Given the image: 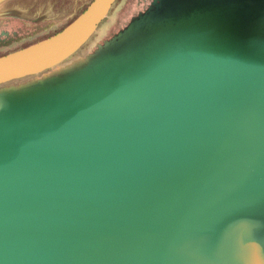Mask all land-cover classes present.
Segmentation results:
<instances>
[{"label":"water","instance_id":"1","mask_svg":"<svg viewBox=\"0 0 264 264\" xmlns=\"http://www.w3.org/2000/svg\"><path fill=\"white\" fill-rule=\"evenodd\" d=\"M116 1L93 0L58 34L0 57V86L53 70L0 92V195H9L0 204V264H225L226 251L232 264L257 256L264 263V211L248 232L238 223L251 204L241 198L245 175L264 184V0H205L146 14L86 54L85 64L124 55L148 33H178L174 41L183 43L159 60L134 61L132 70L115 68L104 78L110 84L80 99L58 92L55 107L33 103L30 95L62 77L59 66ZM145 19L161 24L144 28ZM178 69L196 80L155 119L140 116L150 122L146 134L126 127L127 142H106L69 129V121L105 122L143 81ZM163 115L165 125H152ZM110 159L114 168L101 169ZM254 196L264 205V192Z\"/></svg>","mask_w":264,"mask_h":264},{"label":"bare ground","instance_id":"2","mask_svg":"<svg viewBox=\"0 0 264 264\" xmlns=\"http://www.w3.org/2000/svg\"><path fill=\"white\" fill-rule=\"evenodd\" d=\"M177 34L178 33H166L154 36L153 34L148 33L145 37L139 35L136 37V40L132 42L128 53H125L124 55L115 56L105 54L96 62L92 63V65H86L85 62L81 60L69 68L62 69L66 71L71 67L77 66V71L73 70L71 71V74L65 75L62 79L55 78L47 84L38 86L39 88H37L30 95V97H33L32 102L38 105H52L55 107L57 104L55 97L58 92H64L66 97L74 99H80L85 95L87 96L91 94L92 91L98 90L96 89L98 86L110 84L109 82L111 79L104 78H107L111 75V73H114L113 70L115 68L126 67L127 70H132L135 65L133 68H130V66H132L134 61H137V63L139 62V64H145V60L148 61L150 59H158L161 55L167 52V50L176 48L178 45L183 43L180 40L174 41V39H180L176 38ZM178 70V72H168L167 70L160 71L156 76L163 75L161 77H156L155 79L157 80L153 83L143 81L129 95L131 104H129L128 107L126 106L123 110H118L115 113V116L110 117V119H107L105 122H96L93 125H89L84 121H69V129H81L84 130V132L93 133L100 137L102 141L105 139L106 142L110 138L127 142L126 135L128 134L129 129H135L138 135L139 133L146 134L147 132H143L141 129H143V127L147 128V125H149L150 122L144 123L145 119H142L141 121L140 116L147 115L145 113H153L151 114L150 119H155L158 115H160L158 112L165 111L171 106L170 100L174 96L180 92L182 93L184 91L183 89H185L189 82L192 83L196 80L186 79V73L182 72V69ZM176 76H181L183 79H176ZM14 105L15 104H12V106ZM131 108H133L132 111H130ZM166 119H169V117H164L163 115L160 119H158V123L152 125H165L163 122ZM134 121H136L134 125H129L128 122ZM260 128H263L261 135L262 140L264 141V122L258 129ZM120 129L122 130L120 131ZM113 166H115L114 160L110 159L109 162H106V160L101 162L100 168L103 170L109 169V171H111L114 168ZM245 179L248 183V187L245 188L246 192L241 198L245 201H251V204L246 206L242 214L244 219L239 220L238 223L243 225L248 232L251 226L250 224H252L255 218L261 216V213L264 211V205H259L254 196L255 191L264 192V184L259 182L258 179L251 173H247L245 175ZM11 181L12 180H9L8 182ZM90 189L87 190L90 192ZM6 196L9 195H0V204ZM12 204H16L17 206L21 205L17 202H11V205ZM229 214L228 210L220 213L222 216L221 220L224 223H228L227 216ZM236 234L240 236L238 233ZM217 256H219L218 252H216V257ZM224 256L225 259L229 260L228 262L225 261V264H232L234 262V259L230 258L228 251L225 252ZM260 259V256H257L255 260L249 258V262L251 261L253 264H264L263 260L261 261Z\"/></svg>","mask_w":264,"mask_h":264},{"label":"rangeland","instance_id":"3","mask_svg":"<svg viewBox=\"0 0 264 264\" xmlns=\"http://www.w3.org/2000/svg\"><path fill=\"white\" fill-rule=\"evenodd\" d=\"M42 1L45 2V0ZM56 1H58V6L56 8L51 9L44 7L43 9H38L37 12L27 10L25 11L24 9H22L23 11L21 10L22 12L21 14H19V17H15L11 20L6 21L3 20L4 22H6L5 26L3 27L5 28L4 30L11 32L10 38H12L13 32H16L18 34L14 35L15 37L13 40H11L10 43L0 47V55L12 50L20 49L23 46H26V44H29L30 41L43 39L44 37L51 35L55 31H59L68 23H70L78 14H80L92 0ZM124 1L127 2L128 0H117L109 16L99 26L97 33L94 34L90 38V40L72 56L74 58L69 63H67L65 66H59V69L63 71L62 77H60V79L64 78L67 74H71V71L73 70L77 71L78 67H71L66 71L62 69L69 68L70 66L78 63L81 60L84 61L83 58H85L86 54H95L99 50V45L104 46L106 42L113 40L114 37L120 31L126 28L129 22H131L132 16L140 8L137 6V0H129L130 3L127 5L125 4V6L123 5ZM30 2L31 0L16 1L9 4V6L17 5L19 7H23V5H27ZM5 6L7 7L8 3ZM140 24L144 28H150L152 25L161 24V21L160 19H145L144 21L140 22ZM52 71L53 70H48L35 77H28L2 85L0 86V92L10 86L30 85L36 80L42 79L46 76H50Z\"/></svg>","mask_w":264,"mask_h":264},{"label":"flooded vegetation","instance_id":"4","mask_svg":"<svg viewBox=\"0 0 264 264\" xmlns=\"http://www.w3.org/2000/svg\"><path fill=\"white\" fill-rule=\"evenodd\" d=\"M16 1H23V0H8V1L0 4V47L10 43L11 40L14 39V37H15L14 35L18 34L16 32H13L12 33L13 36H12V38H10L11 32L4 30L5 28H3V27L5 26L6 22H4L3 20L6 21V20H11L15 17H19L20 16L19 14H21V12L23 11L22 9H24L25 11L27 10V11H36L37 12L38 9L40 10V8L43 9L44 7L45 8L47 7V8L52 9V8H56L58 6V4H57L58 1H56V0H45V2L42 0H31V2L29 4L23 5V7L22 6L19 7L17 5H14V6L10 5L9 6V4H11L12 2H16ZM7 3H8V6L6 7L5 5H7ZM35 20H37V19H35ZM54 33H56V31ZM54 33H52L49 36H52ZM49 36H47V37H49ZM47 37H44L43 39H46ZM43 39H36L34 41H30L29 44H26V46H23L20 49L26 48L27 46L34 44V43H37ZM20 49H17V50H20ZM17 50H12V51L6 52L4 54H1L0 57L5 56V55H7L11 52L17 51Z\"/></svg>","mask_w":264,"mask_h":264},{"label":"crops","instance_id":"5","mask_svg":"<svg viewBox=\"0 0 264 264\" xmlns=\"http://www.w3.org/2000/svg\"><path fill=\"white\" fill-rule=\"evenodd\" d=\"M202 1H205V0H137V2H136L137 6L140 9L136 13H134V15L131 18V22H129V24L126 26V28L133 21H135L137 19H140L142 16H144L146 14H149V13H152V12H162L163 10H166V9L174 7V6L188 5V4H191V3H194V2H202ZM129 3H130L129 0L127 2L124 1L123 5L125 6V4L127 5ZM0 4H2V3H0ZM114 5H113V7H114ZM113 7H112V9H113ZM112 9H111V11H112ZM110 12H109V14H110ZM109 14H108V16H109ZM126 28H124V29H126Z\"/></svg>","mask_w":264,"mask_h":264},{"label":"trees","instance_id":"6","mask_svg":"<svg viewBox=\"0 0 264 264\" xmlns=\"http://www.w3.org/2000/svg\"><path fill=\"white\" fill-rule=\"evenodd\" d=\"M93 2V0L87 5V7L91 4ZM87 7L86 8H84V10L80 13V14H78L70 23H68L67 24V26L69 25V24H71L79 15H81L86 9H87ZM67 26H65V27H67ZM64 27V28H65ZM64 28H62L61 30H59L58 32H56V33H54L52 36H54V35H56V34H58L59 32H61ZM51 36H49V37H47V38H50ZM46 38V39H47ZM44 40V39H43ZM42 41V40H41ZM40 42V41H39ZM35 44V43H34ZM32 45V44H31ZM30 46V45H29ZM28 47V46H27Z\"/></svg>","mask_w":264,"mask_h":264}]
</instances>
